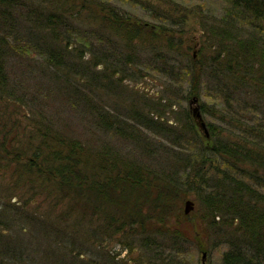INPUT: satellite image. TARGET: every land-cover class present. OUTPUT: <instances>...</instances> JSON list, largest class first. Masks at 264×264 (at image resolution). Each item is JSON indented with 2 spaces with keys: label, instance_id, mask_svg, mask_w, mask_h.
Instances as JSON below:
<instances>
[{
  "label": "rangeland",
  "instance_id": "374dc122",
  "mask_svg": "<svg viewBox=\"0 0 264 264\" xmlns=\"http://www.w3.org/2000/svg\"><path fill=\"white\" fill-rule=\"evenodd\" d=\"M92 1L95 0L88 2ZM104 1L134 22L147 26L144 28L147 35L135 36L136 39L129 41L127 47L121 32L92 18L89 10L80 8V0H75L73 6L68 1L65 5L75 14L64 15L66 18L62 17V22L66 24L65 28L57 32L63 44L67 45L59 48L64 57L51 51L53 57L46 58L42 49L35 48L25 38H9L12 51L5 66L8 79L5 92L8 93H0V116L3 109L16 113L12 122L16 129L8 137L17 146L5 145L13 163L9 162L10 158H0V264H122V260L133 264L135 258L146 261L143 250L137 245L132 252L121 249L114 240L105 241L103 249L100 245L91 247L95 242L90 237L89 220L81 221L77 212L68 216L65 213L68 200L60 199L54 181L46 175H35L34 164V168L28 165L27 159L32 158L33 150L43 140L41 134L46 135L44 147L47 142L57 145L58 139L71 147L74 142L82 147L80 155L71 152L78 160H84L86 156L90 162H95L106 156L105 160L115 167L121 163L119 161L133 162L141 168L144 178L168 188L174 187L175 193L170 196V206L166 209L167 217L179 210L184 213L186 200L194 203L193 210L189 214L184 213L187 219L178 221L179 227H174L178 222L176 224L169 216L170 225L164 220V228L169 231L158 235L160 241L152 238V247L158 249L155 251L158 259L155 264H220L228 250L225 242L228 230L219 216L215 223H211L199 196L205 192V186L212 185L211 170H216L218 163L200 161L195 157L189 159L186 149L194 144L188 140L189 134L193 133L188 134L186 130L188 122L184 113L189 112V100L193 97L198 100L206 125L213 124L222 134L227 130L219 120L221 111L225 115L224 102L215 91L210 75L205 73L201 76L194 92L186 73L192 65L191 58L199 64L208 62L209 57H216V49L208 48L205 42L204 19L198 13L185 12L180 26L164 27L168 36L177 39L169 43L174 49L169 53L155 47L156 39L151 31L157 22H162L154 20L151 15L156 9L159 12L170 10V0L168 4L166 0ZM174 1L177 8L202 7L215 18L224 8L221 0ZM11 2L10 14L15 18L12 19L15 21L13 30H21L26 25L23 20L25 7L36 6V1L35 5L31 0ZM18 4L24 9L15 6ZM42 14L45 16L46 13ZM174 16L173 20L177 22L182 15ZM47 30L46 35L56 40L55 34L49 31L51 27ZM35 37L31 36L32 39ZM54 46L50 47L51 50L57 49ZM54 59L68 67V71L72 70L67 72L63 69L60 72L63 74H60L53 68L56 65L53 64ZM90 62L99 63L93 65ZM89 63L93 78L90 70H86ZM69 73L75 76L71 77ZM246 96L248 92L245 90L241 98L245 100ZM246 115L250 116L249 110ZM125 116H136L140 121L158 118L172 125L169 128L171 133L164 132L163 127L158 128V133L149 132ZM116 124L128 131L118 129ZM132 128L136 130L134 134L129 133ZM44 153L49 165L52 160H58V154L50 155L48 149H44ZM21 157H24L22 163L26 165V177L16 182L11 175L14 177L20 173ZM36 159L38 163L39 155ZM150 223L155 225L153 220ZM175 228L183 230L184 240L172 237ZM154 231L152 228L146 234L154 235ZM171 238L173 242L169 241Z\"/></svg>",
  "mask_w": 264,
  "mask_h": 264
},
{
  "label": "trees",
  "instance_id": "16d2710c",
  "mask_svg": "<svg viewBox=\"0 0 264 264\" xmlns=\"http://www.w3.org/2000/svg\"><path fill=\"white\" fill-rule=\"evenodd\" d=\"M11 1L0 0V93L3 95L8 93L5 92L8 84L5 66L12 51L9 38L14 40L17 36L25 38L28 43H33L35 48L42 49L46 58L53 57L52 52L60 53L64 57L62 49L59 48L61 45L63 47L67 45L63 44V39L57 32L65 28L66 24L62 22V19L66 18L64 15L75 14L65 7L67 1L73 6L75 0H31L34 5L36 1V6L25 7L23 20L26 25L21 30L14 31L15 21L12 19L15 18L10 14L12 7L9 6ZM88 1L80 0V8L89 10L92 13L91 17L98 19L103 25L109 24L113 27L111 29L121 32L127 47L129 41L136 39L135 36L147 35L148 31L144 29L147 26L134 22L104 0ZM168 1L165 3L168 4ZM221 1L224 8L220 16L215 18L202 7L188 10L182 6L177 8V2L170 0L168 4L170 10L159 12L156 9L151 15L154 20L162 22H157L159 25H156L151 33H154L157 50L171 53L170 51L174 52V49L170 44L177 39L168 36L164 27L180 26L185 12L198 13L197 15L204 19L205 42L208 48L216 49V57H209L208 62L199 64L191 58L192 65L186 69V73L190 77V88L194 92L198 89L196 87L201 76L205 73L210 75L217 89L215 91L224 102L225 115L221 111L219 120L226 125L227 130L222 134L218 127L209 123L207 140L197 129L189 112L184 111L188 122L186 130L188 134L191 131L193 133L189 134L188 140L194 143L186 149L189 159L195 157L200 158V161L218 163L217 169L211 170L212 185L205 186V192L199 193V196L205 214L212 220L211 223H215L219 216L228 230L225 240L228 250L223 254L220 264H264V0ZM15 6L24 9L21 4ZM144 9L151 13L147 7ZM42 13H46L45 16ZM178 13L182 16L177 19L182 21L175 22L173 17ZM19 25L22 26L21 22ZM49 27H51L49 31L57 37L56 40H51L46 35ZM35 29L40 30L32 33ZM32 35L37 37L32 39ZM184 42L186 43V40ZM53 45L57 49L51 50L50 47ZM54 61L53 64L56 65L53 68L59 73L63 69L67 72L72 70L68 71L69 68L61 65L57 59ZM90 63L86 67L87 71L90 70L89 74L91 64L97 65L99 62ZM101 63L105 64L104 61ZM68 75L75 76L71 73ZM90 75L93 78L92 74ZM245 90L248 96L244 100L241 96ZM237 94L238 96H234ZM166 106L171 108L169 102ZM248 110L250 116L246 115ZM125 117L149 132L158 133V128L163 127L167 133L172 127L154 117L144 121L138 120L136 116ZM101 119L106 121L104 116L103 118L101 116ZM116 125L122 131L125 129L119 124ZM135 131L132 128L129 133L134 134ZM41 136L43 140L33 150L32 158L27 159L28 165L34 164L35 175H46L54 181L60 199L68 200L65 210L68 216L77 212L81 221L89 220L90 237L95 242L91 247L100 245V249H103L105 241L114 240L121 249H129L132 252V248L137 245L143 250L146 261L142 262L141 258H135L133 264H155L158 260L155 251L158 249L152 247L151 240L153 238L157 241L161 239L158 235L169 231L168 228H164L166 225L164 220L170 225L167 220L169 216L176 224L181 218L187 219L180 210L167 217L169 199L176 189L144 178L141 168L133 162L118 160L121 163L115 167L105 160L106 156H101L95 162H90L86 156V159L78 160L71 155V152L73 154L75 152V155L81 154L82 147L78 144L72 142V147L66 146L58 139L57 145H50L47 142V146L44 147L46 135ZM44 149H48L50 155L58 154V160H52L49 165L47 156H44ZM29 166L28 172L31 171ZM152 220L155 225L150 223ZM174 227H179V222ZM152 228L155 229L154 235H147ZM173 232L172 237L181 240L186 237L182 229L175 228ZM169 241L173 242V238ZM121 263L131 264L124 260Z\"/></svg>",
  "mask_w": 264,
  "mask_h": 264
},
{
  "label": "flooded vegetation",
  "instance_id": "af4514ba",
  "mask_svg": "<svg viewBox=\"0 0 264 264\" xmlns=\"http://www.w3.org/2000/svg\"><path fill=\"white\" fill-rule=\"evenodd\" d=\"M2 111L3 112H1V116H0V158H1V156H3L4 160H7L10 158L9 159V162H10V161H12L11 160V154L5 145L10 146V147L11 146H14V147L17 146V143L14 141L16 144L15 143L13 144V141H11V138L8 137L9 133H11L12 131H14L16 129V128H13V126H12V122L15 118L16 113L7 111L6 109H3ZM8 152H9V155L7 154ZM22 159H24V157H21V163H22ZM25 170H26V165H24V163H22V169H21L20 173L17 174L16 176L14 175V177H12V175H11V179L13 178V180L14 181L16 180V182H17L18 179H22L23 177L25 178L26 177L25 176ZM20 185L24 186L23 183H21ZM20 190H21V187L19 188L18 192H20ZM22 205H24V202H22ZM9 212H11V210H9Z\"/></svg>",
  "mask_w": 264,
  "mask_h": 264
},
{
  "label": "water",
  "instance_id": "95a60500",
  "mask_svg": "<svg viewBox=\"0 0 264 264\" xmlns=\"http://www.w3.org/2000/svg\"><path fill=\"white\" fill-rule=\"evenodd\" d=\"M197 98L193 97L192 99L189 100V114L194 122V124L196 125L197 129L199 130V132L201 133V135L205 138V139H209V131H208V127L205 123V121L203 120V117L201 115L200 112V108L197 105ZM194 208V203L191 200H186L185 202V207H184V213L185 214H189ZM203 259L205 258V253L202 254ZM205 264V263H203Z\"/></svg>",
  "mask_w": 264,
  "mask_h": 264
}]
</instances>
